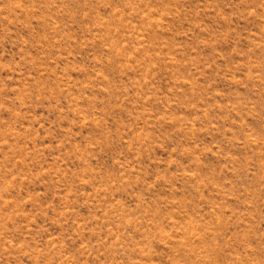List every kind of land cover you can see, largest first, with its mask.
Segmentation results:
<instances>
[{"label": "rangeland", "instance_id": "obj_1", "mask_svg": "<svg viewBox=\"0 0 264 264\" xmlns=\"http://www.w3.org/2000/svg\"><path fill=\"white\" fill-rule=\"evenodd\" d=\"M0 264H264V0H0Z\"/></svg>", "mask_w": 264, "mask_h": 264}]
</instances>
